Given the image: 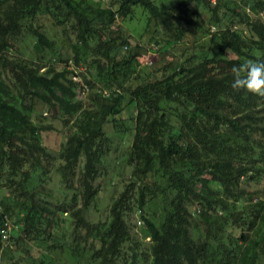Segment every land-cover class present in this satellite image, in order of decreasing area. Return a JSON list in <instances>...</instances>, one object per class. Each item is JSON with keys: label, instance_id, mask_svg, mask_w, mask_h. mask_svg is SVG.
Returning <instances> with one entry per match:
<instances>
[{"label": "trees", "instance_id": "1", "mask_svg": "<svg viewBox=\"0 0 264 264\" xmlns=\"http://www.w3.org/2000/svg\"><path fill=\"white\" fill-rule=\"evenodd\" d=\"M138 6L164 47L216 30L151 68L122 27ZM27 38L51 57L10 52ZM250 59L264 62V0H0V264H63L50 252L65 248L80 264H264V98L231 86ZM38 103L69 129L56 153ZM128 134V178L92 220L106 158Z\"/></svg>", "mask_w": 264, "mask_h": 264}, {"label": "rangeland", "instance_id": "2", "mask_svg": "<svg viewBox=\"0 0 264 264\" xmlns=\"http://www.w3.org/2000/svg\"><path fill=\"white\" fill-rule=\"evenodd\" d=\"M94 2V5H107L109 0H90ZM157 5H161L163 3L169 2L170 0H152ZM215 0H211V3H214ZM135 12L137 17L133 20H124L122 21V27L127 31L130 35V39L136 41L141 47L144 48L146 56L144 58L140 57V61L144 63V61H151L150 67H154L157 64H160L163 61H167L170 59L178 60V56L183 55L187 51L190 50L189 47L193 45L205 44L207 45V41L212 35L213 31L216 28L210 26V33H206L204 29H192L191 31H187L183 40L177 44H173L171 46L164 47V40H162L163 34L156 31V24L151 22V24L147 26L148 14L146 12H141V7H136ZM42 21L45 23L44 30L49 37L56 38V45L58 46L59 52L62 58H67L70 56L69 51V42L66 39L65 35H62L59 27L55 26L49 17H42ZM154 38L158 39V44L155 43ZM15 47L10 50L11 53L15 54H23L25 57L29 59L36 60L42 55L46 58L51 57L48 50L40 51L34 44L32 38H27L25 40H18L15 42ZM212 51L215 50V46H211ZM10 53V54H11ZM147 64V63H146ZM34 113V121L40 125L48 127L47 130L42 132V142L46 145L48 150L53 153H56L60 148L61 144L65 141L66 135L68 133V127L64 125L63 121L60 117L54 116L50 110H45L43 106L38 103L35 107ZM130 111V110H129ZM130 134L126 137V141L120 142L119 144L114 143L113 149L111 153L107 156L105 161V167L103 170V175L100 178L99 182L101 184V191L99 196L95 199L92 205V212L88 214L89 218L94 220L104 219L107 213V207L112 200L114 193L120 191L122 189V183L128 178L129 168L125 165V155L127 154V150L130 144ZM123 157L121 158V156ZM53 180L57 182L58 175L56 173H52ZM50 186H52L50 184ZM7 191L4 189L0 190V199L5 195ZM65 221L60 228L61 233H65L66 240L70 241V230L71 223L67 218L68 215H63ZM93 220V219H92ZM136 224L134 226L135 230L141 235V227L143 225L142 221L138 218H135ZM32 248L37 252V248L35 244L31 245ZM13 247V246H12ZM46 252V251H45ZM51 253V254H50ZM49 254L54 258H57L63 264H80L77 263L75 259H73L69 253L68 249H63L61 252L59 250L50 252Z\"/></svg>", "mask_w": 264, "mask_h": 264}, {"label": "clouds", "instance_id": "3", "mask_svg": "<svg viewBox=\"0 0 264 264\" xmlns=\"http://www.w3.org/2000/svg\"><path fill=\"white\" fill-rule=\"evenodd\" d=\"M234 90H245L259 98H264V62L247 60L232 68Z\"/></svg>", "mask_w": 264, "mask_h": 264}, {"label": "built area", "instance_id": "4", "mask_svg": "<svg viewBox=\"0 0 264 264\" xmlns=\"http://www.w3.org/2000/svg\"><path fill=\"white\" fill-rule=\"evenodd\" d=\"M152 62L149 61L148 64H151ZM76 79H78L77 77H74ZM1 207H0V211H1ZM12 223L9 221L8 217L6 215H4V229L1 230V233H2V238L7 241V239L9 238V235H10V231L12 229ZM12 247V246H11ZM0 252H1V248H0Z\"/></svg>", "mask_w": 264, "mask_h": 264}]
</instances>
